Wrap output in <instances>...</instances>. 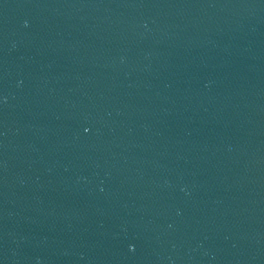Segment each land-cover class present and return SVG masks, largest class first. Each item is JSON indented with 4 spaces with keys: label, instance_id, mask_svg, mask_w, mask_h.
<instances>
[{
    "label": "water",
    "instance_id": "water-1",
    "mask_svg": "<svg viewBox=\"0 0 264 264\" xmlns=\"http://www.w3.org/2000/svg\"><path fill=\"white\" fill-rule=\"evenodd\" d=\"M0 264H264V0H0Z\"/></svg>",
    "mask_w": 264,
    "mask_h": 264
},
{
    "label": "snow or ice",
    "instance_id": "snow-or-ice-1",
    "mask_svg": "<svg viewBox=\"0 0 264 264\" xmlns=\"http://www.w3.org/2000/svg\"><path fill=\"white\" fill-rule=\"evenodd\" d=\"M85 131H87V129H85Z\"/></svg>",
    "mask_w": 264,
    "mask_h": 264
},
{
    "label": "clouds",
    "instance_id": "clouds-1",
    "mask_svg": "<svg viewBox=\"0 0 264 264\" xmlns=\"http://www.w3.org/2000/svg\"><path fill=\"white\" fill-rule=\"evenodd\" d=\"M131 247V246H130Z\"/></svg>",
    "mask_w": 264,
    "mask_h": 264
}]
</instances>
